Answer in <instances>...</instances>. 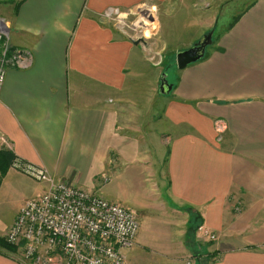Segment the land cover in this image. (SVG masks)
I'll return each instance as SVG.
<instances>
[{
	"label": "crops",
	"instance_id": "crops-1",
	"mask_svg": "<svg viewBox=\"0 0 264 264\" xmlns=\"http://www.w3.org/2000/svg\"><path fill=\"white\" fill-rule=\"evenodd\" d=\"M193 1L0 0L12 45L33 55L29 69L7 72L0 134L17 158L55 178L88 190L106 175L110 201L133 184L160 191L176 232L140 230L126 264H264V0L240 9L205 57L180 70L169 99L159 98L161 65L106 18L114 11L123 25L154 7L176 19L165 23L171 33L201 37L219 13L190 20ZM9 176L19 175L10 169L0 198ZM195 218L213 243L192 232ZM7 225L0 221V237ZM0 264L22 263L0 248Z\"/></svg>",
	"mask_w": 264,
	"mask_h": 264
},
{
	"label": "built area",
	"instance_id": "built-area-1",
	"mask_svg": "<svg viewBox=\"0 0 264 264\" xmlns=\"http://www.w3.org/2000/svg\"><path fill=\"white\" fill-rule=\"evenodd\" d=\"M114 15L110 11L107 16ZM10 31V23L0 17V89L9 69L26 70L33 64L29 51L12 45ZM3 146L12 151L0 134ZM12 167L47 185L42 195L23 205L7 231L6 242L17 249L15 254L34 264H126L124 250L135 246L141 230L133 210L18 158ZM108 181L102 178V183ZM197 232L207 241L216 240L204 226Z\"/></svg>",
	"mask_w": 264,
	"mask_h": 264
},
{
	"label": "rangeland",
	"instance_id": "rangeland-1",
	"mask_svg": "<svg viewBox=\"0 0 264 264\" xmlns=\"http://www.w3.org/2000/svg\"><path fill=\"white\" fill-rule=\"evenodd\" d=\"M254 1L255 0H194L193 8L194 10H196V13L205 14L207 15V17L197 18L195 13V17L191 18L190 20L193 19L194 21L211 23L214 21V17L218 12V26L216 28H213L214 30L216 29L213 39L214 41H217L220 32L231 23L235 22V16L239 13L238 11L240 9L246 10ZM177 4L182 6L185 4L191 6L192 0H179ZM151 8L148 9V11L146 9H143L142 13L138 11L141 13L142 17H140L138 13L137 16H133L132 19L129 18V22H132L126 23L125 21V24L123 25L121 23V20L117 21V16H114L113 18H106L111 22L112 25L123 28L124 31L126 30L128 35H130L132 39L134 38V40L140 41L139 43L146 48L148 61L150 59V63H153L155 65L158 64V66L161 65L162 73L166 74V78L169 84L174 85L175 87V84H177L179 81L178 77L180 69L177 66L176 57L172 61L173 52L174 50L190 46L194 42L193 37H195V40H197L200 37V34L198 32H193L191 29V31L189 32H178L179 34L171 33V28L168 26L166 28L165 23L176 19L164 18L161 16L160 12L159 15L161 16V19H157V16L159 15L156 8ZM220 9L221 11L219 12ZM149 10H151L152 12ZM158 20H161L160 23L162 24V26L161 28H158V31H155V28L153 29L152 26H155V21L157 22ZM180 20L181 19H179V21ZM134 26L136 27V29ZM168 29H170V31ZM213 29L203 34L202 36L208 34ZM155 40L157 42H155ZM144 41L146 42V44L143 43ZM197 42L198 41H196V43ZM162 55H165V58L163 57V60ZM171 95L172 94L165 96L159 95V98L169 99ZM215 126L216 131L219 133V131L217 130L219 126L218 122ZM1 148H3V150H8L4 146ZM11 170L21 177L9 176L6 184H4L3 194L0 198V221L3 225H5L6 223L9 224L5 226L8 227L6 233H4L2 237H0L4 242H6L7 231L14 222L13 216H15L22 203H24V200L27 199L25 201L26 203L31 198L42 195L47 189L46 184L29 177L28 175L15 169L14 167H12ZM5 177L3 179H5ZM102 177L107 178L106 175H101V177L96 180L97 185L88 190L106 197L104 192L107 188L106 183H102ZM129 186L130 187H126V190H120L117 194V199L114 200L127 207L128 209L133 210L138 215L141 221V231L143 234L142 236L151 238L154 234L175 233V227L170 224L173 219L175 220L174 215L173 213H171L172 211L166 206L165 200L160 195V191L155 188V193L154 195H152L151 193L146 194V192L143 191L144 188L137 184ZM209 242L213 243L214 241L209 240L208 243ZM127 252L128 249L124 250V253ZM15 257L18 258L22 264H34L33 261L22 258V256H20L18 253L15 254Z\"/></svg>",
	"mask_w": 264,
	"mask_h": 264
},
{
	"label": "water",
	"instance_id": "water-1",
	"mask_svg": "<svg viewBox=\"0 0 264 264\" xmlns=\"http://www.w3.org/2000/svg\"><path fill=\"white\" fill-rule=\"evenodd\" d=\"M214 30L204 35L193 47L182 50L177 53V66L180 70L185 69L191 64H194L205 57L206 50L210 47L213 42ZM140 41H135V44H139ZM173 90V85H170L166 74H163L160 79V93L162 95H169Z\"/></svg>",
	"mask_w": 264,
	"mask_h": 264
},
{
	"label": "trees",
	"instance_id": "trees-1",
	"mask_svg": "<svg viewBox=\"0 0 264 264\" xmlns=\"http://www.w3.org/2000/svg\"><path fill=\"white\" fill-rule=\"evenodd\" d=\"M2 3L7 4L11 3L15 6H19L24 0H1ZM17 156L9 150H0V185L3 178L7 175L8 171L12 168L14 160ZM202 221L200 219L195 218L192 225V232H197L198 228L202 225ZM0 248L9 251L11 253H16L17 249L7 242H4L3 239L0 238Z\"/></svg>",
	"mask_w": 264,
	"mask_h": 264
}]
</instances>
